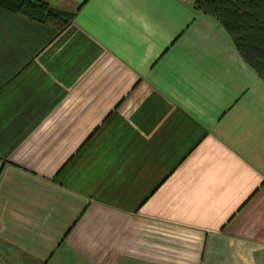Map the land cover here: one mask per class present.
Masks as SVG:
<instances>
[{
  "label": "crops",
  "instance_id": "crops-1",
  "mask_svg": "<svg viewBox=\"0 0 264 264\" xmlns=\"http://www.w3.org/2000/svg\"><path fill=\"white\" fill-rule=\"evenodd\" d=\"M0 8V264H264V79L195 0Z\"/></svg>",
  "mask_w": 264,
  "mask_h": 264
},
{
  "label": "trees",
  "instance_id": "trees-1",
  "mask_svg": "<svg viewBox=\"0 0 264 264\" xmlns=\"http://www.w3.org/2000/svg\"><path fill=\"white\" fill-rule=\"evenodd\" d=\"M231 35L241 57L264 79V0H195ZM0 8L62 31L68 20L41 0H0Z\"/></svg>",
  "mask_w": 264,
  "mask_h": 264
},
{
  "label": "rangeland",
  "instance_id": "rangeland-1",
  "mask_svg": "<svg viewBox=\"0 0 264 264\" xmlns=\"http://www.w3.org/2000/svg\"><path fill=\"white\" fill-rule=\"evenodd\" d=\"M23 263V262H22ZM22 263H20V264H22Z\"/></svg>",
  "mask_w": 264,
  "mask_h": 264
}]
</instances>
